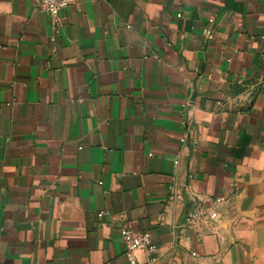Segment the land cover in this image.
Listing matches in <instances>:
<instances>
[{
  "label": "crops",
  "instance_id": "crops-1",
  "mask_svg": "<svg viewBox=\"0 0 264 264\" xmlns=\"http://www.w3.org/2000/svg\"><path fill=\"white\" fill-rule=\"evenodd\" d=\"M121 215L156 264H264V0H0V264H128Z\"/></svg>",
  "mask_w": 264,
  "mask_h": 264
},
{
  "label": "built area",
  "instance_id": "built-area-1",
  "mask_svg": "<svg viewBox=\"0 0 264 264\" xmlns=\"http://www.w3.org/2000/svg\"><path fill=\"white\" fill-rule=\"evenodd\" d=\"M36 6L43 12L51 16L54 23L58 21L61 11L74 3V0H34ZM208 39L214 37L213 31L205 30ZM219 213L215 209L206 207L200 200L192 201L191 209L186 218L188 227L199 225L204 221L218 219ZM123 225L120 229L122 241L125 245V256L128 264H156L157 248L152 242L151 235L148 232L139 231L134 223L127 221L124 215ZM126 220V221H125ZM145 254V261L139 260L138 254Z\"/></svg>",
  "mask_w": 264,
  "mask_h": 264
}]
</instances>
